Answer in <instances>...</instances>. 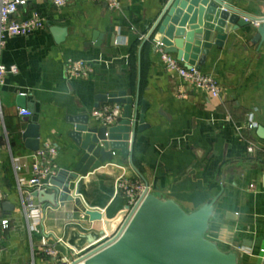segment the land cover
Listing matches in <instances>:
<instances>
[{"label":"crops","instance_id":"obj_1","mask_svg":"<svg viewBox=\"0 0 264 264\" xmlns=\"http://www.w3.org/2000/svg\"><path fill=\"white\" fill-rule=\"evenodd\" d=\"M223 1L264 18V0ZM120 2L117 11L92 0H69L60 7L54 0H29L19 8L18 20L36 10L44 25L7 37L0 51L1 63L9 68L0 87L5 125L0 187L3 202L14 206L3 210L10 227L0 246V264L72 260L109 238L124 214L125 199L117 190L123 177L143 181L151 193L174 199L186 211L209 202L222 188L207 237L222 250H234L239 264H264V137L257 132L264 126V43H250L254 23L233 30L235 14L216 4L208 7L190 62L217 78L221 92L214 100L168 71L157 43L145 39L167 0ZM52 26L65 28L62 41H56ZM94 32L101 35L99 45L92 41ZM137 38L141 44L131 67ZM144 42L148 47L142 50ZM68 59L88 61L93 72L69 78ZM111 105L120 106L121 116L108 126L109 149L98 145L94 157L87 132L75 126H100L93 112ZM20 109L30 115H20ZM251 114L254 128L248 126ZM130 121L136 125L133 139ZM30 122L36 124L40 148H56L55 177L71 190L63 203L42 207L41 223L33 231L13 164L26 160L18 172L26 181L33 151L24 146L22 133ZM83 208L99 210L101 220L90 221ZM47 247L55 248V257L46 254Z\"/></svg>","mask_w":264,"mask_h":264},{"label":"water","instance_id":"obj_2","mask_svg":"<svg viewBox=\"0 0 264 264\" xmlns=\"http://www.w3.org/2000/svg\"><path fill=\"white\" fill-rule=\"evenodd\" d=\"M212 4L221 6L238 17L233 30L256 23L249 41L258 46L264 43V18L251 16L223 0H167L148 27L145 39L157 43L164 53L174 54L182 59L186 67L194 66L190 57L195 53V35L203 32L204 16ZM51 32L56 36V41L60 42L67 31L65 28L52 26ZM98 38L101 35L94 32L92 41L95 45H99ZM194 67L200 69L198 66ZM28 119L25 118L26 121ZM134 121H130L131 139L136 131ZM75 129L87 132L86 140L91 144L88 151L93 150L94 157L98 156V145L109 149L108 126L89 128L87 124H77ZM257 132L264 137V126H259ZM22 138L27 149L36 151L40 148L36 124L33 122L23 131ZM86 156L87 154L84 157ZM49 182L52 191L32 192L41 207L48 203H63L71 191L68 185L55 176ZM222 192L221 188L216 197L192 211L184 210L172 198H162L149 192L115 236L106 238L72 264H239L238 254L234 250H222L215 241L207 237L214 205ZM13 207L8 201L2 203L4 211H10ZM83 212L90 221L102 218L101 212L94 208H83ZM227 216L231 214L227 213Z\"/></svg>","mask_w":264,"mask_h":264},{"label":"built area","instance_id":"obj_3","mask_svg":"<svg viewBox=\"0 0 264 264\" xmlns=\"http://www.w3.org/2000/svg\"><path fill=\"white\" fill-rule=\"evenodd\" d=\"M29 0H0V51L5 45V39L11 36L27 35L44 25V21L39 12L32 10L31 14L23 18L17 19L19 8L25 6ZM69 0H54L57 7L65 5ZM96 2H103L109 10L117 11L121 7L120 0H92ZM256 25V23L254 24ZM159 47V46H158ZM160 61L165 68L178 75V77L191 85L197 90L205 92L210 98L217 100L219 98L221 89L217 78L211 74L202 72L194 66L186 67L182 59H178L174 54L164 53L161 48ZM66 69L69 78H85L93 72L90 63L84 59H68L66 62ZM9 68L0 61V87L3 83L4 77ZM15 72L16 68H11ZM20 95H25L20 92ZM19 114L29 116L30 112L27 109H20ZM93 116L100 122L101 125L109 126L113 124L121 116V108L119 105L103 106L102 108L93 112ZM248 126L250 128L256 127V123L252 119V114L249 115ZM5 133L4 117L0 106V140ZM252 150L251 147L248 148ZM57 150L53 146H45L33 151L30 157L33 159L30 165L29 177L26 181L19 178L18 172L26 167V160H14V171L17 178V190L19 192L22 208L29 222L30 230L33 231L38 227L42 220V207L35 202L32 196L33 191L49 190L50 178L55 176L53 168V157ZM117 190L125 199L124 214L121 222L117 226L115 232L109 237L115 236L123 225L132 217L145 196L150 192L147 184L139 179L123 177L117 181ZM26 192V199L24 198ZM5 199V194L0 187V246L4 240L5 233L10 227V218L3 212L2 202ZM37 200V199H36ZM46 254L55 257L56 250L53 247L46 248ZM264 253V249H261ZM72 260L54 259L51 264H72Z\"/></svg>","mask_w":264,"mask_h":264},{"label":"trees","instance_id":"obj_4","mask_svg":"<svg viewBox=\"0 0 264 264\" xmlns=\"http://www.w3.org/2000/svg\"><path fill=\"white\" fill-rule=\"evenodd\" d=\"M140 44H141V42L137 38V40L131 46V50H130V53H131V67H133V64H134V53H135L136 49L139 48ZM147 47H148L147 43L144 42L142 44V50L146 49ZM143 85H144V70H143V68H141V83H140V88L141 89H142Z\"/></svg>","mask_w":264,"mask_h":264}]
</instances>
